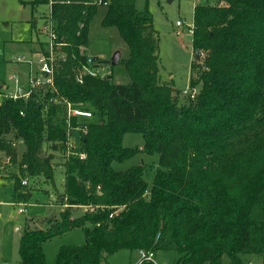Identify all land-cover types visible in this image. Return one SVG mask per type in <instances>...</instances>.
Listing matches in <instances>:
<instances>
[{
	"label": "trees",
	"instance_id": "16d2710c",
	"mask_svg": "<svg viewBox=\"0 0 264 264\" xmlns=\"http://www.w3.org/2000/svg\"><path fill=\"white\" fill-rule=\"evenodd\" d=\"M92 1L52 0L54 28L67 52L53 85L33 88L27 98H0V149L17 168L10 174L14 200L30 195L23 177L54 181L50 148L64 172L57 195L63 207L42 227L24 228L20 263L104 264L118 250L143 249L173 250L178 264H241V253H263L264 0L194 5L188 84L194 96L160 82L159 38L146 6ZM99 5H105L101 25L115 26L127 44L120 62L128 82H113L112 63L97 56L91 65L107 64L111 74L78 78L89 65L85 49ZM44 44L45 38L32 51ZM64 100L91 116H70L68 128ZM127 132L141 133L143 146H124ZM67 139L84 158L64 155ZM138 151L157 155L151 183L144 164L112 166ZM76 228L83 243L61 245L47 262L44 241Z\"/></svg>",
	"mask_w": 264,
	"mask_h": 264
},
{
	"label": "rangeland",
	"instance_id": "374dc122",
	"mask_svg": "<svg viewBox=\"0 0 264 264\" xmlns=\"http://www.w3.org/2000/svg\"><path fill=\"white\" fill-rule=\"evenodd\" d=\"M32 0H0V88L3 82L13 85L10 76H17L20 85L27 86L29 65L17 61L18 56L25 55L35 59L32 52L45 35L41 26L47 18V4L31 5ZM214 2V0H136L138 9L148 8L152 15L153 27L158 35V67L160 82L169 84L174 90H189V76L193 59L191 34L188 26L193 21L195 4ZM105 5H99L90 23L87 55L103 58L108 62L118 54L119 61L112 64L111 80L115 83L129 81L124 65L120 59L127 57L128 47L115 26H102L101 19ZM182 21L177 26L176 21ZM38 43V45H37ZM35 68V65H33ZM197 88V87H196ZM189 92V91H188ZM8 136V135H7ZM122 144L127 147L141 148L143 137L139 132H127L123 135ZM14 148L19 155L24 149L22 140H15ZM1 150V149H0ZM5 153L4 150H1ZM53 154L54 181L45 180L40 175L29 178L27 189L30 195L24 200L12 197L14 179L11 173L16 172V164L4 163L0 171V264H21L19 260V238L25 227L36 228L44 225L43 220L58 215L62 205L57 201L58 193L63 190L64 172L59 162L60 154L49 149ZM136 164L146 166L145 179L151 183L157 155L138 151L123 162H112L117 170H124ZM23 207V212H18ZM83 208L75 210L80 213ZM84 233L80 228L72 229L62 235L44 241L42 249L47 262L52 263L61 245L81 244ZM241 264H264L263 253H241ZM140 255L138 250L121 249L105 257L104 264H136ZM178 254L173 250H157V264H178ZM227 256L223 262H228ZM206 264V263H205Z\"/></svg>",
	"mask_w": 264,
	"mask_h": 264
},
{
	"label": "built area",
	"instance_id": "2783aa9c",
	"mask_svg": "<svg viewBox=\"0 0 264 264\" xmlns=\"http://www.w3.org/2000/svg\"><path fill=\"white\" fill-rule=\"evenodd\" d=\"M92 2H97L100 4L101 0H93ZM52 0H48L47 6V18H45L43 25L41 26L43 33L45 34V44L41 49H36L32 51L35 54V59L31 57H27L25 55L18 56L17 61L25 62L29 65V71L27 75V86L20 85L19 79L17 76H10V80L13 85L11 87L8 84L3 82L0 88V98L2 96L12 97V98H27L33 88L36 87H47L53 85V79L57 68L60 63L65 60L67 56V52L64 50V42L62 39H59L57 33L55 31V24L51 17V13L49 10V6L51 5ZM105 4V2H104ZM176 25L179 26L182 24V21L177 20ZM191 26V24H190ZM188 26V29L189 27ZM190 30V29H189ZM86 62L90 65H83L82 70L79 72L78 78L81 77L82 73H90L92 75H108L111 74V68L107 64H94L93 56L87 55ZM35 65V68H33ZM190 96H194L196 92L195 89L189 91ZM65 103L66 109V121L69 122L70 116H91V112L86 109L75 108L68 102L67 100L63 101ZM69 128V123H68ZM64 155L66 157L70 155H79L81 158L85 157V153L83 151H77L76 142L74 139H67L66 148ZM10 156L3 153L0 150V171L2 168V164L9 163ZM21 185L28 186V178L21 179ZM17 211L23 212V207H18ZM140 258L136 264H142V262H152L153 264H157L155 261V252L152 250H138Z\"/></svg>",
	"mask_w": 264,
	"mask_h": 264
},
{
	"label": "water",
	"instance_id": "95a60500",
	"mask_svg": "<svg viewBox=\"0 0 264 264\" xmlns=\"http://www.w3.org/2000/svg\"><path fill=\"white\" fill-rule=\"evenodd\" d=\"M119 61V56L118 54H116L115 56H113L112 60H111V63L112 64H117Z\"/></svg>",
	"mask_w": 264,
	"mask_h": 264
},
{
	"label": "crops",
	"instance_id": "0c3cea01",
	"mask_svg": "<svg viewBox=\"0 0 264 264\" xmlns=\"http://www.w3.org/2000/svg\"><path fill=\"white\" fill-rule=\"evenodd\" d=\"M1 176V175H0ZM28 187L30 188V186L28 185ZM63 206V205H62Z\"/></svg>",
	"mask_w": 264,
	"mask_h": 264
}]
</instances>
